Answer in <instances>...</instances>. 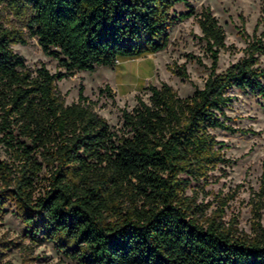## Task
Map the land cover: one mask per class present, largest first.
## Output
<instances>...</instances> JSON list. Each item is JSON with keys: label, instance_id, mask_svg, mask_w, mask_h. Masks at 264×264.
I'll return each mask as SVG.
<instances>
[{"label": "trees", "instance_id": "16d2710c", "mask_svg": "<svg viewBox=\"0 0 264 264\" xmlns=\"http://www.w3.org/2000/svg\"><path fill=\"white\" fill-rule=\"evenodd\" d=\"M187 0H0L27 19L44 54L32 71L12 44H26L0 21V214L9 200L32 241L53 243L76 264H264V227L239 234L186 196L191 181L224 162L212 130L236 133L227 109L234 89L264 99V40L218 73L225 34L210 10L198 22L212 64L203 88L180 97L148 86L114 130L81 89L65 105L57 82L76 72L113 67L164 51L171 27L195 15H173ZM187 78L184 69L176 71Z\"/></svg>", "mask_w": 264, "mask_h": 264}, {"label": "rangeland", "instance_id": "374dc122", "mask_svg": "<svg viewBox=\"0 0 264 264\" xmlns=\"http://www.w3.org/2000/svg\"><path fill=\"white\" fill-rule=\"evenodd\" d=\"M191 8L195 15L171 27L170 43L164 51L120 59L113 67L80 71L59 80L57 91L64 104L76 103L82 89L84 96L94 103V110L118 130L121 110H132L137 97L147 100L149 85L167 84L180 97L191 96L196 88H203L212 64L198 22L205 10L211 11L225 34L226 47L218 54V73L242 59L250 41L264 40V0H187V4L174 6L172 14L179 16ZM0 21L25 39L26 44H12V49L24 58L30 70L44 64L52 74L64 71L31 36L25 16L0 5ZM259 62L264 66L263 56ZM181 69L187 78L176 74ZM230 96L227 123L238 132L211 131L224 162L204 179L191 181L185 195L194 197L196 204L205 205L202 222L215 217L225 227L232 226L239 234L251 236L257 223L264 227V99L238 89L232 90ZM0 160L10 162L3 148ZM3 188L0 178V191ZM4 210L0 214V264H76L53 243L32 241L13 201L9 200Z\"/></svg>", "mask_w": 264, "mask_h": 264}]
</instances>
